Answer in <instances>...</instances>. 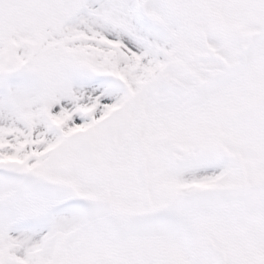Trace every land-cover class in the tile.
I'll return each mask as SVG.
<instances>
[{
  "label": "snow or ice",
  "instance_id": "1",
  "mask_svg": "<svg viewBox=\"0 0 264 264\" xmlns=\"http://www.w3.org/2000/svg\"><path fill=\"white\" fill-rule=\"evenodd\" d=\"M0 264H264V0H0Z\"/></svg>",
  "mask_w": 264,
  "mask_h": 264
}]
</instances>
